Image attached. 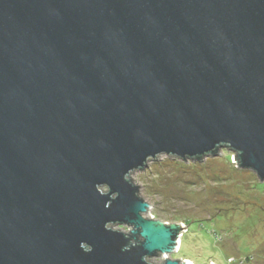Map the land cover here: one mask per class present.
Here are the masks:
<instances>
[{"label": "water", "instance_id": "water-1", "mask_svg": "<svg viewBox=\"0 0 264 264\" xmlns=\"http://www.w3.org/2000/svg\"><path fill=\"white\" fill-rule=\"evenodd\" d=\"M223 146L264 183V0H0V264H151L128 175Z\"/></svg>", "mask_w": 264, "mask_h": 264}, {"label": "rangeland", "instance_id": "rangeland-1", "mask_svg": "<svg viewBox=\"0 0 264 264\" xmlns=\"http://www.w3.org/2000/svg\"><path fill=\"white\" fill-rule=\"evenodd\" d=\"M231 155L224 146L185 160L162 154L128 175L151 207L145 216L184 226L171 253L147 262L167 257L194 264H264V183Z\"/></svg>", "mask_w": 264, "mask_h": 264}, {"label": "bare ground", "instance_id": "bare-ground-1", "mask_svg": "<svg viewBox=\"0 0 264 264\" xmlns=\"http://www.w3.org/2000/svg\"><path fill=\"white\" fill-rule=\"evenodd\" d=\"M178 243H179L178 245H180V243H181L180 240H178ZM178 245H177V246H178ZM186 263H187V264H194L191 260L187 261Z\"/></svg>", "mask_w": 264, "mask_h": 264}, {"label": "flooded vegetation", "instance_id": "flooded-vegetation-1", "mask_svg": "<svg viewBox=\"0 0 264 264\" xmlns=\"http://www.w3.org/2000/svg\"><path fill=\"white\" fill-rule=\"evenodd\" d=\"M146 259H148V258H146ZM146 259H145V260H146Z\"/></svg>", "mask_w": 264, "mask_h": 264}]
</instances>
